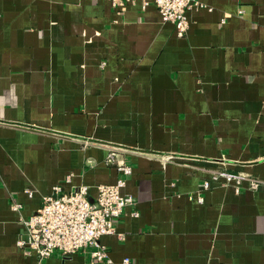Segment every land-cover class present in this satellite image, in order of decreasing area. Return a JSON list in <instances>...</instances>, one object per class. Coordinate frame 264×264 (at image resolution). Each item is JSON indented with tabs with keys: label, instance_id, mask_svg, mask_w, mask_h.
I'll return each instance as SVG.
<instances>
[{
	"label": "crops",
	"instance_id": "obj_1",
	"mask_svg": "<svg viewBox=\"0 0 264 264\" xmlns=\"http://www.w3.org/2000/svg\"><path fill=\"white\" fill-rule=\"evenodd\" d=\"M200 2L178 36L142 0H0V264H92L17 241L55 185L117 181L102 144L135 203L94 264H264V0Z\"/></svg>",
	"mask_w": 264,
	"mask_h": 264
},
{
	"label": "built area",
	"instance_id": "obj_2",
	"mask_svg": "<svg viewBox=\"0 0 264 264\" xmlns=\"http://www.w3.org/2000/svg\"><path fill=\"white\" fill-rule=\"evenodd\" d=\"M112 3L121 11L127 0H112ZM150 3L156 4L164 21L174 23L178 36H185L188 32L187 11L195 6H204L200 0H142L144 7ZM84 142L95 143L89 140ZM102 145L109 148L106 164L114 165L120 173L115 183L99 184L95 200L89 198L87 185L69 191L55 185L52 194L43 196L41 206L29 218L21 217L26 237L21 236L17 245L28 254L34 252L38 263L51 257L55 251L68 255L87 248H90L92 264L112 261L100 238L105 234H116V218L135 203L132 194L122 192L128 176L133 172V166L128 162L117 161L116 154L122 149L121 146ZM221 176H226L227 182L235 180L236 184H240L245 178L242 174L219 172L214 175V179L217 180ZM70 179L71 175L68 176V180ZM248 179L251 180L253 187H258L259 180ZM209 184L210 182L206 181L205 187H209ZM27 193L32 195L33 191L28 189ZM12 207L19 210L21 204L15 202ZM132 215L138 216L139 212L134 210ZM125 262H129V259L125 258Z\"/></svg>",
	"mask_w": 264,
	"mask_h": 264
}]
</instances>
